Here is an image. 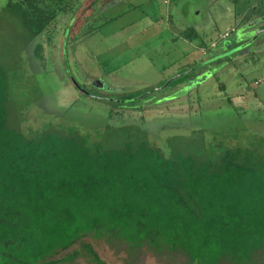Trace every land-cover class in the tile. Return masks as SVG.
Masks as SVG:
<instances>
[{"label":"trees","instance_id":"obj_1","mask_svg":"<svg viewBox=\"0 0 264 264\" xmlns=\"http://www.w3.org/2000/svg\"><path fill=\"white\" fill-rule=\"evenodd\" d=\"M9 2L29 37L51 43L56 18L73 0ZM198 69L161 85L198 84L191 80ZM13 78L0 63V264H64L80 257L108 264L85 237L126 245L130 258L147 248L184 264H264L261 144L189 149L169 139L165 147L152 143L148 129H119L134 124L143 105L135 106L162 88L103 94L113 103L110 124L118 128L102 129L91 141L73 131L12 128L9 109L18 108L11 101ZM126 105L134 109L118 108Z\"/></svg>","mask_w":264,"mask_h":264},{"label":"rangeland","instance_id":"obj_2","mask_svg":"<svg viewBox=\"0 0 264 264\" xmlns=\"http://www.w3.org/2000/svg\"><path fill=\"white\" fill-rule=\"evenodd\" d=\"M115 1L71 3L48 43L29 37L14 3L0 0V63L15 77L11 101L18 105L9 109L12 128L73 131L91 141L118 124H110L113 103L80 86L102 95L159 89L196 67L198 84L157 90L135 106L143 105L135 123L119 129H148L152 143L165 147L172 139L189 149L223 142L264 149V33L247 49H234L264 26V0ZM187 29L196 31L193 39L182 35ZM84 241L108 264H184L147 248L130 258L126 245ZM64 264L94 263L80 257Z\"/></svg>","mask_w":264,"mask_h":264},{"label":"flooded vegetation","instance_id":"obj_3","mask_svg":"<svg viewBox=\"0 0 264 264\" xmlns=\"http://www.w3.org/2000/svg\"><path fill=\"white\" fill-rule=\"evenodd\" d=\"M75 1H76V0H75ZM75 1H73V2H75ZM116 1H117V0H116ZM116 1H115V2H116ZM73 2H72V3H73ZM113 3H114V2H113ZM71 11H73V10H72V7L69 8V11H68V12H71ZM68 12H67V13H62V14H60V16H61V17H62V15H65V16H66V14H68ZM62 18H63V17H62ZM262 28H264V26H262ZM240 46H241V45H239V46H237V47H240ZM237 47H235L234 49H236ZM247 48H248V47H245L244 49H247ZM229 49H230V48H229ZM239 50H240V49H239ZM241 50H242V49H241ZM227 52H228V51H227ZM227 52H226V53H227ZM237 52H238V51H237ZM237 52H236V53L233 52V53H234V54H237ZM233 53H231L230 55H231V56L234 55ZM238 53L240 54L241 52H238ZM217 62H218V60H217ZM189 71H190V70H189ZM189 71H188V72H189ZM197 74H198V73H197ZM174 78H175V77H174ZM198 79H199V78H197V75H196V76H194V77L192 78V81H194V80H198ZM198 81H199V80H198ZM167 82H168V81H167ZM167 82L165 83V85H168V84H169V83H167ZM95 85H96V84H95ZM165 85H164V86H165ZM96 86H97L98 88H102V87H100V86H98V85H96ZM103 86H104V85H103ZM164 86H162V87H160V88L163 89ZM160 88H159V89H160ZM154 90H155V89H154ZM156 90H157V89H156ZM89 94L92 95V93H89ZM94 96L99 97L100 99H102V98H106V97H103V95H101V96H99V95H94Z\"/></svg>","mask_w":264,"mask_h":264},{"label":"water","instance_id":"obj_4","mask_svg":"<svg viewBox=\"0 0 264 264\" xmlns=\"http://www.w3.org/2000/svg\"><path fill=\"white\" fill-rule=\"evenodd\" d=\"M264 33V28H260L258 31H256L255 35L252 37V39L248 42H246L245 44H243L240 47H237L236 50H239L245 46H248L249 44H251L252 42H254L260 35H262ZM175 78L171 79L170 81H168L167 83H170L172 80H174ZM84 91H86L84 88H82Z\"/></svg>","mask_w":264,"mask_h":264}]
</instances>
